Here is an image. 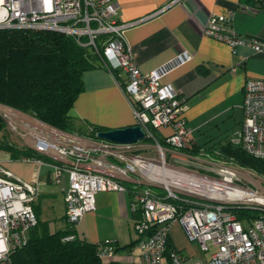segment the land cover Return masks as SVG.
<instances>
[{
	"label": "built area",
	"instance_id": "obj_1",
	"mask_svg": "<svg viewBox=\"0 0 264 264\" xmlns=\"http://www.w3.org/2000/svg\"><path fill=\"white\" fill-rule=\"evenodd\" d=\"M118 8L116 0H0V30L55 32L72 37L81 47L94 51L110 72H125L124 92L137 125L151 138L153 130L171 128L166 141L177 152L170 153L187 157L183 151L192 144L182 117L185 106L173 87L162 81L192 57L185 51L150 73L141 72L125 38L133 24L118 20ZM231 26L232 17L213 16L203 33L227 43L234 51L245 46L264 55V40L239 36ZM243 115L242 127L231 142L264 160V81L246 82ZM0 117L21 145L49 159L26 161L50 167L58 182L66 176L69 225L78 224L85 214L96 210V197L101 192L131 195L137 243L120 259L114 241L100 243L98 255L103 264H164L166 258L169 264H264V190L246 186L237 167L220 162L215 175L211 172L208 176L174 171L171 173L179 172L190 179L195 189L171 187L148 176L150 166L166 164L138 154L146 147L143 142L114 144L79 136L2 104ZM154 144L163 155V147L157 141ZM138 174L141 176L135 179ZM175 179L180 185L187 182ZM128 182L135 185L132 193L125 185ZM153 187L162 192L157 193ZM38 196L35 182L16 177L0 161V264H11L12 252L28 244L30 231L39 223L34 210ZM237 207L257 210L261 216L239 220L231 214ZM176 224L191 243L209 252L205 262L168 249ZM75 238L69 235L63 241Z\"/></svg>",
	"mask_w": 264,
	"mask_h": 264
},
{
	"label": "crops",
	"instance_id": "obj_2",
	"mask_svg": "<svg viewBox=\"0 0 264 264\" xmlns=\"http://www.w3.org/2000/svg\"><path fill=\"white\" fill-rule=\"evenodd\" d=\"M116 3L118 20L133 24L125 38L141 72L150 73L182 52L191 55L189 63L162 81L171 85L183 101L182 117L191 144L209 146V133L225 119L235 121V131L229 137L235 136L244 119L246 82L264 81V55L245 46L234 51L227 43L205 36L203 31L213 16L232 17L231 30L237 35L264 40V13L253 0H116ZM126 80L127 75L121 70L117 75L102 68L85 72L84 91L73 109L78 124L108 129L136 125L133 106L124 92ZM156 131L163 138L172 133L171 128ZM187 157L197 161L208 159ZM25 159L14 160L9 152L0 150L5 169L23 181L35 182L39 196L34 210L39 222L46 223L51 234L65 230L71 226L66 220V176L62 175L58 182L50 167ZM131 202L129 193L101 192L96 197V210L85 214L71 229L90 244L114 241L117 259L123 258L122 251L127 254L126 247L136 241L129 234L134 223ZM172 230L181 245H189L179 225H174ZM172 230L170 242L181 250Z\"/></svg>",
	"mask_w": 264,
	"mask_h": 264
},
{
	"label": "trees",
	"instance_id": "obj_3",
	"mask_svg": "<svg viewBox=\"0 0 264 264\" xmlns=\"http://www.w3.org/2000/svg\"><path fill=\"white\" fill-rule=\"evenodd\" d=\"M253 2L264 13V0ZM102 64L94 51L81 47L72 37L55 32L1 29L0 104L61 131L98 139L99 132L110 129L89 124L81 128L73 116V109L84 91V73L104 68ZM152 132L153 138L147 137L144 141H157L162 147L168 146L166 138L156 130ZM10 135L0 117V150L9 152L14 160L49 161L47 157L11 141ZM231 139L209 142V146L191 145L183 152L192 157L213 158L264 177V160L247 154ZM125 185L132 193L135 185L130 182ZM231 212L246 216V219L261 216L259 211L250 208H232ZM69 235H75L71 226L51 234L48 225L39 222L30 231L28 244L12 252L11 264H103L98 255L99 244L87 243L77 236L73 241H63ZM136 243L137 240L126 249ZM172 245L169 240V250L175 248Z\"/></svg>",
	"mask_w": 264,
	"mask_h": 264
},
{
	"label": "rangeland",
	"instance_id": "obj_4",
	"mask_svg": "<svg viewBox=\"0 0 264 264\" xmlns=\"http://www.w3.org/2000/svg\"><path fill=\"white\" fill-rule=\"evenodd\" d=\"M102 65L104 66V64H102ZM102 69H106V67L104 66V68H102ZM119 71L120 70H118L116 72L114 71V73L117 75ZM235 124H236L235 121L230 120V119H225L224 121H222L218 125L219 127H213L211 132L209 133V142L217 143L223 139L228 138L235 131V128H236ZM83 127L84 126L82 125L81 128H83ZM8 138L13 142L21 144V142H19L12 134ZM143 143L146 144V147L141 148L140 150L137 151V153L140 154L141 156L147 158V159H153L157 162L165 161V164L167 167V174L171 178L183 177L179 172H175L173 174L171 173V172L178 171V170L179 171L198 172L200 174L207 175V176L212 172L213 175H215L214 172L217 171V166L221 162V161L213 159V158H208L207 161H202V160L197 161L194 159H190L188 157H183L182 155L179 156L178 154L170 153V151L177 152V150H173L172 148H170L168 146H163V149L165 151H163V155H162L161 152L156 147V145L154 144L155 142L143 141ZM238 169L240 172H242L243 182L246 186H249L251 188H255V187L261 188L262 190H264V177L256 174L253 171L247 170V169H242V168H238ZM171 170H173V171H171ZM138 176H141V175L140 174L135 175L134 178L137 179V178H139ZM153 190L156 191L157 193L162 192V190L160 188L153 187ZM177 191L179 193L185 194V192L182 191L181 189H177ZM231 214L233 216L237 217L239 220H242L243 218H245V219L247 218L246 216H240L239 214H236L235 212H231ZM59 222L60 221H58V223ZM63 223L60 222V224H63ZM176 226H177V224H176ZM60 227H61V225H60ZM129 234L132 236V238H134V240L135 239L138 240L139 236L136 233L134 223L133 224L131 223V229H130ZM127 236L129 237L128 234H127ZM172 237H173L174 241L178 244V246L182 248L179 251L183 257L200 259L204 262L207 260V258L209 256L208 255L209 252H207V253L202 252L200 250V246L197 245L196 243H191L189 241V245H181V243H179L177 241L176 235L173 232V230H172ZM172 246L174 247V245H172ZM174 249H176V248H174ZM122 252H123L122 256L126 257V255H127V254H125L126 252L124 253V250ZM134 252L136 253L137 251L134 250ZM169 262L170 261L167 258L164 260V264H169Z\"/></svg>",
	"mask_w": 264,
	"mask_h": 264
},
{
	"label": "water",
	"instance_id": "obj_5",
	"mask_svg": "<svg viewBox=\"0 0 264 264\" xmlns=\"http://www.w3.org/2000/svg\"><path fill=\"white\" fill-rule=\"evenodd\" d=\"M97 138L114 144H136L143 142L147 137L143 128L139 125L126 128L110 129L99 132Z\"/></svg>",
	"mask_w": 264,
	"mask_h": 264
},
{
	"label": "bare ground",
	"instance_id": "obj_6",
	"mask_svg": "<svg viewBox=\"0 0 264 264\" xmlns=\"http://www.w3.org/2000/svg\"><path fill=\"white\" fill-rule=\"evenodd\" d=\"M148 170H150L149 172H147L148 176L150 178H152L155 181L161 182L167 186H171V187H184L187 188L189 190H194L195 188L193 187V185L191 184L190 179H186L184 177H176L177 180H181V181H187L184 182L185 185H180L179 182L176 181L175 178H171L168 174H167V167L165 165H163V163H161L160 165H152L148 168Z\"/></svg>",
	"mask_w": 264,
	"mask_h": 264
}]
</instances>
